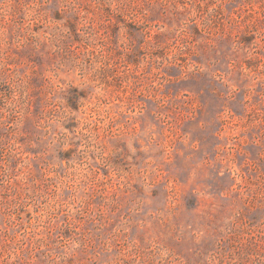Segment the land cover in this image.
Returning <instances> with one entry per match:
<instances>
[{
	"label": "rangeland",
	"instance_id": "374dc122",
	"mask_svg": "<svg viewBox=\"0 0 264 264\" xmlns=\"http://www.w3.org/2000/svg\"><path fill=\"white\" fill-rule=\"evenodd\" d=\"M0 264H264V0H0Z\"/></svg>",
	"mask_w": 264,
	"mask_h": 264
}]
</instances>
